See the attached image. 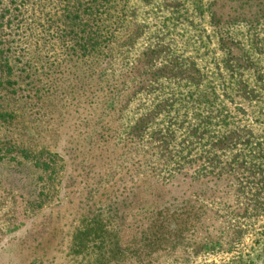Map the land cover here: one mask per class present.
<instances>
[{"label":"rangeland","instance_id":"obj_1","mask_svg":"<svg viewBox=\"0 0 264 264\" xmlns=\"http://www.w3.org/2000/svg\"><path fill=\"white\" fill-rule=\"evenodd\" d=\"M80 1L0 0V264H264V3L114 0L95 61L62 27ZM95 214L117 245L74 253Z\"/></svg>","mask_w":264,"mask_h":264},{"label":"trees","instance_id":"obj_2","mask_svg":"<svg viewBox=\"0 0 264 264\" xmlns=\"http://www.w3.org/2000/svg\"><path fill=\"white\" fill-rule=\"evenodd\" d=\"M211 2H216L217 0H210ZM198 2V1H197ZM255 2V6L257 7V13L260 12L261 9H259V5L262 6V3H264V0H253ZM197 4V3H196ZM213 4V3H212ZM209 3V5H212ZM80 7L69 9L65 11L64 15L60 16V19L63 22V29H65L64 33L66 32L69 37L72 38L73 41V49L81 52V54H89L93 56V59L95 61L103 60V52L107 51L109 49L113 50V44H109V40L105 33L108 32L105 27V21L107 20V17L109 16V12L117 5L115 1L113 0H81L80 1ZM119 5V3H118ZM117 13H120V10H123L124 8H120V5L118 8L113 9V11H116ZM199 9L200 11L197 12V15L200 17H203L205 15V10L202 9V5L199 1ZM211 9L209 7V17L213 18V15L211 14ZM214 13V10H213ZM103 15V16H102ZM261 17V15H259ZM262 18H264V13H262ZM109 19V17H108ZM214 19V18H213ZM105 20V21H104ZM62 29V30H63ZM64 35V36H67ZM110 35V33H109ZM215 37L218 39L217 42L220 44V46L226 47L227 45V36H218L215 35ZM232 47V46H231ZM231 47H228L231 48ZM234 47V45H233ZM71 49V51L74 53V50ZM75 51V52H77ZM103 57V58H102ZM178 64V63H177ZM176 64V65H177ZM241 65V64H239ZM242 66V65H241ZM189 69V68H188ZM177 72H180L179 69H175L172 73L173 74H179ZM13 75V69L12 64L9 62L8 59H6L3 56V53L0 52V79L3 82H6L11 76ZM228 86H231L228 83ZM195 95H192L193 98L188 99H179L176 101L177 106L180 108H186V109H193L191 114L193 113V119H196L199 121V123L203 125L209 126L210 123L208 120H204L205 117H203V113L198 111V108H200L201 105L206 104L210 105L208 93L204 92L205 90L195 89ZM197 101V103H196ZM195 103V105H193ZM169 104V103H168ZM168 104H161L159 106L160 108L165 109L168 111L171 109ZM157 105V104H156ZM148 116V115H145ZM169 116V114H167ZM169 118V117H167ZM199 124V126L201 125ZM198 126V125H197ZM191 148L189 147H183L182 149L177 150L178 153H176V156L174 158L175 167L174 168H180L184 167V170H189V168H193V174H198L201 177L203 176V166L202 163H197V160H189L186 163L180 162V160L185 159L187 156V153ZM207 151V149H205ZM212 153V150H210ZM210 153V154H211ZM205 159L209 160L207 162L214 161V154L206 157ZM195 161V162H193ZM34 163L36 166L42 168L45 172H47L50 169V164L53 163V158L50 156L49 160L43 159L42 157L36 158ZM197 163V164H196ZM178 164V165H177ZM186 166H189L188 168ZM182 170L181 168L178 169ZM151 229V228H150ZM161 234L159 232L160 237ZM117 237L118 232L113 230V227H111V224H106L104 220L101 218L100 214H95L92 219H87L83 222L81 227L76 230V232L73 235V241H72V247L73 251L76 254H80L86 249L87 245L91 243L98 242V246L103 245V248H105V245L109 242V248L114 249V247L117 245ZM107 240V241H106ZM113 243L112 247L110 246V243ZM105 243V245L103 244ZM100 244V245H99ZM107 247V246H106ZM112 260H115V257L109 253V249L103 252L101 251V254L96 256L93 261L95 264H108Z\"/></svg>","mask_w":264,"mask_h":264}]
</instances>
